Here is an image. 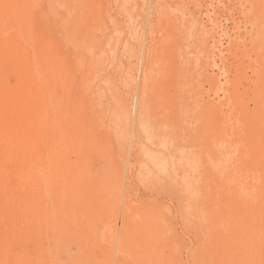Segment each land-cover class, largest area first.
Masks as SVG:
<instances>
[{
  "label": "rangeland",
  "instance_id": "rangeland-1",
  "mask_svg": "<svg viewBox=\"0 0 264 264\" xmlns=\"http://www.w3.org/2000/svg\"><path fill=\"white\" fill-rule=\"evenodd\" d=\"M7 2L59 46L79 121L66 193L33 194L19 161L13 248L43 264H264V0Z\"/></svg>",
  "mask_w": 264,
  "mask_h": 264
},
{
  "label": "bare ground",
  "instance_id": "bare-ground-1",
  "mask_svg": "<svg viewBox=\"0 0 264 264\" xmlns=\"http://www.w3.org/2000/svg\"><path fill=\"white\" fill-rule=\"evenodd\" d=\"M11 12L7 0L4 4L0 0V49L3 48L6 54L4 62L0 57V194H3L4 199L6 197L7 207L11 209L8 213V218L11 219L10 232L0 231V264H43L42 255L45 259L49 256L46 252H43L41 256L36 254L34 259L28 248L22 249L24 248L22 246L20 250L21 245L18 250L13 248L16 246H13L16 239L23 243L27 239L25 233H28L25 231L27 226L23 224V227L18 229L17 222L14 221L17 201L23 204L22 199L17 196L18 189L14 185V178L19 168L23 166L19 165V161L25 160V167L21 172L23 183L33 179V194L38 192L37 189L45 193L49 191L48 194H51L50 186L56 188L55 192L59 188L60 194L66 193L69 185L66 187L63 184L67 183L72 169L65 162L75 146L73 130L79 125L76 119L78 112L71 114L72 119L69 121L75 82L68 80L64 74L65 58L60 53L57 43L46 37L43 38L30 22L21 19L20 23L15 20V15ZM16 29L20 30L16 31ZM238 33L240 34L237 38H242L243 33ZM15 52H19L22 56L21 72L12 62ZM218 66L221 75L226 77V68ZM220 90L224 97L222 104L226 106L229 96L225 81L221 82ZM234 123L228 126L233 134L237 132ZM235 152L237 155L234 161H246L242 148L235 146L233 153ZM38 160L41 161L38 162L39 164L36 163ZM35 165L38 167H34ZM72 183L75 182L72 181ZM48 214L50 212L46 210L43 214L44 225L40 222L38 227L45 226L49 229L51 223L48 221L50 220ZM50 255H52L51 252Z\"/></svg>",
  "mask_w": 264,
  "mask_h": 264
}]
</instances>
